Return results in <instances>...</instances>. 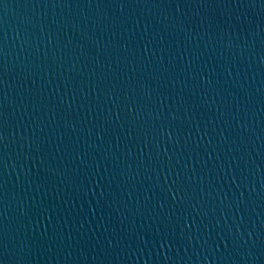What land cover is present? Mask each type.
I'll use <instances>...</instances> for the list:
<instances>
[{"label": "water", "instance_id": "water-1", "mask_svg": "<svg viewBox=\"0 0 264 264\" xmlns=\"http://www.w3.org/2000/svg\"><path fill=\"white\" fill-rule=\"evenodd\" d=\"M0 264H264V0H0Z\"/></svg>", "mask_w": 264, "mask_h": 264}]
</instances>
